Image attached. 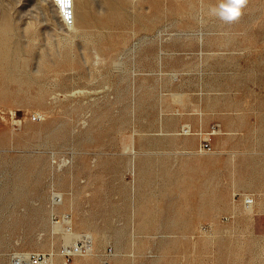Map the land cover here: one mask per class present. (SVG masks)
I'll use <instances>...</instances> for the list:
<instances>
[{
  "label": "rangeland",
  "instance_id": "obj_1",
  "mask_svg": "<svg viewBox=\"0 0 264 264\" xmlns=\"http://www.w3.org/2000/svg\"><path fill=\"white\" fill-rule=\"evenodd\" d=\"M0 24V264L65 258L63 215L94 246L68 264H264V0H0Z\"/></svg>",
  "mask_w": 264,
  "mask_h": 264
},
{
  "label": "built area",
  "instance_id": "obj_2",
  "mask_svg": "<svg viewBox=\"0 0 264 264\" xmlns=\"http://www.w3.org/2000/svg\"><path fill=\"white\" fill-rule=\"evenodd\" d=\"M215 130H216V126H214L213 128V131ZM207 146H209V144L205 142L204 147ZM208 149H210V147ZM238 195L239 194H236V196ZM242 197H243L244 205L250 206L251 204L254 203V196L252 194H247ZM55 199L59 201L60 196L56 195ZM65 217L68 218V215H65ZM54 220L58 221L60 220V218L58 219L57 216H54ZM90 246H91V236L86 233H82V236L79 237L75 242L65 243L62 246L61 251L64 253L66 259L70 261L73 255L76 253H87L90 250ZM110 250L111 249H109V251ZM49 256L50 253H45L42 251H34V252H30L26 256V258H23L22 263L18 262L17 264H48Z\"/></svg>",
  "mask_w": 264,
  "mask_h": 264
},
{
  "label": "bare ground",
  "instance_id": "obj_3",
  "mask_svg": "<svg viewBox=\"0 0 264 264\" xmlns=\"http://www.w3.org/2000/svg\"><path fill=\"white\" fill-rule=\"evenodd\" d=\"M80 10V9H79ZM78 11V10H77ZM81 11V10H80ZM85 13V12H84ZM101 13V12H100ZM86 14V13H85ZM82 16V15H81ZM83 16H85L84 14H83ZM5 23V22H4ZM6 27H7V25H5ZM0 27H1V30H2V26H1V24H0ZM3 31V30H2ZM5 31V30H4ZM8 31V30H7ZM6 32V31H5ZM5 34V33H4ZM3 34V35H4ZM3 35H1V36H3ZM6 35V34H5ZM3 38V37H2ZM4 38H6V36H4ZM3 38V39H4ZM7 39V38H6ZM5 39V40H6ZM1 41H4V40H1ZM9 41V40H8ZM1 43V42H0ZM8 43V42H7ZM3 43H1L0 45H2ZM4 46H7L6 44L4 45ZM8 46H9V44H8ZM11 47V46H10ZM2 48V47H1ZM12 48V47H11ZM6 49V48H5ZM5 49H3V50H5ZM7 49H8V47H7ZM10 51V50H9ZM17 51V50H16ZM4 52V51H3ZM8 52V51H7ZM5 54H7V53H5ZM9 54V53H8ZM7 54V55H8ZM11 57V56H10ZM7 58V57H6ZM3 59V58H2ZM8 59V58H7ZM5 64V63H4ZM5 65H7V63L5 64ZM190 118V117H189ZM190 126V125H189ZM191 127V126H190ZM189 129H191V128H189ZM133 143H134V141H133ZM187 143V142H186ZM134 147V146H133ZM123 149H125V148H123ZM131 149V148H130ZM134 149V148H133ZM131 151V150H130ZM134 151V150H133ZM182 151V150H181ZM131 155H132V153H131ZM131 155H130V157H131ZM136 156V155H135ZM137 158V157H136ZM132 159V158H131ZM134 160V159H133ZM131 163H132V161H131ZM130 164V163H129ZM130 167V166H129ZM132 167L133 166H131V168L130 169H132ZM36 171H38V170H36ZM39 174H40V172H39ZM38 174V175H39ZM23 188H25V187H23ZM36 190V189H35ZM26 193V192H25ZM37 193H39V192H37ZM52 193V192H51ZM237 194V193H236ZM236 194H235V196H236ZM249 194V193H248ZM25 195V194H24ZM57 195V194H56ZM55 194H54V202L55 203H59V202H61V200H62V198H61V196H60V200L58 201V200H56L55 199V196H56ZM61 195H62V193H61ZM245 195H247L246 193L245 194H243V196H245ZM53 198V197H52ZM254 202H255V199H254ZM54 203V204H55ZM64 204H65V202H64ZM244 205V204H243ZM253 205H254V203L253 204H251L250 206H246V205H244L246 208L247 207H251V209L249 210L250 211V213L254 210L253 209ZM58 206V205H57ZM66 207V206H65ZM63 209V208H62ZM136 213V212H135ZM234 214V213H233ZM226 217V216H225ZM134 219V218H133ZM72 220L71 219H67L66 217H65V215H63L62 216V218L60 219V220H58V221H55L54 220V216H53V223H54V226H56V227H58V226H60L61 227V224L62 223H64V226H63V230H64V238L66 239V240H69L70 238H79V237H81L82 235H77L76 236V234H74V229H73V227H72V222H71ZM136 221V220H135ZM136 224V223H135ZM80 225V224H79ZM51 229V228H50ZM76 231V230H75ZM48 235H49V233H48ZM51 235V234H50ZM89 235V234H88ZM47 239V238H46ZM76 241V240H75ZM74 241V242H75ZM42 242H44V241H42ZM46 242V241H45ZM71 243H73L72 241H70ZM66 243H69V242H66ZM48 244V243H47ZM108 251V249L106 250V255H111L112 254V252H110V253H108L107 252ZM61 255H63V257H65V255H64V253L61 251ZM90 254L91 255H94V246H93V239H92V237H91V246H90V250L87 252V253H76V254H74L73 256H75V255H84V256H86V255H89L90 256ZM81 256V257H82ZM66 258V257H65ZM65 258H62V257H59V256H53V254H52V257H50L49 256V261H48V264H68L67 262H66V260L67 259H65ZM86 258V257H85ZM87 259V258H86ZM85 259V260H86ZM88 260V259H87ZM68 261V260H67ZM76 262H77V264H80V262H81V259H77L76 260ZM83 263H84V260H83Z\"/></svg>",
  "mask_w": 264,
  "mask_h": 264
},
{
  "label": "crops",
  "instance_id": "obj_4",
  "mask_svg": "<svg viewBox=\"0 0 264 264\" xmlns=\"http://www.w3.org/2000/svg\"><path fill=\"white\" fill-rule=\"evenodd\" d=\"M235 149V148H234ZM264 174V164H258L254 167L253 171H252V184L249 186H244L243 184H240L238 187L241 189H245V188H251L254 191L256 190H260L262 189V184L264 183L263 180H260V175ZM241 195V193H238ZM254 197L256 194L251 193ZM256 198V197H255ZM255 209H256V213L258 214H263L264 213V209L259 210L258 208L262 207L264 208V199H260V197H258V201H255Z\"/></svg>",
  "mask_w": 264,
  "mask_h": 264
},
{
  "label": "clouds",
  "instance_id": "obj_5",
  "mask_svg": "<svg viewBox=\"0 0 264 264\" xmlns=\"http://www.w3.org/2000/svg\"><path fill=\"white\" fill-rule=\"evenodd\" d=\"M246 0H232L233 8L236 10L237 15L239 14V9L244 6Z\"/></svg>",
  "mask_w": 264,
  "mask_h": 264
}]
</instances>
